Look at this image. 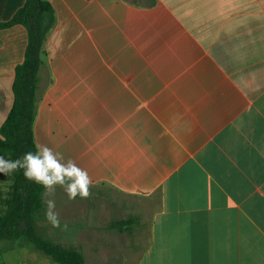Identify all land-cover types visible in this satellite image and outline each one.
<instances>
[{
    "label": "crops",
    "instance_id": "1",
    "mask_svg": "<svg viewBox=\"0 0 264 264\" xmlns=\"http://www.w3.org/2000/svg\"><path fill=\"white\" fill-rule=\"evenodd\" d=\"M48 1L36 144L145 202L136 264H264V0ZM26 43L0 31V126Z\"/></svg>",
    "mask_w": 264,
    "mask_h": 264
},
{
    "label": "trees",
    "instance_id": "2",
    "mask_svg": "<svg viewBox=\"0 0 264 264\" xmlns=\"http://www.w3.org/2000/svg\"><path fill=\"white\" fill-rule=\"evenodd\" d=\"M55 22L48 0H25L11 18L0 20V31L20 25L27 33L23 60L14 68L12 105L0 126V135L7 137V142L0 141V156L5 158L16 159L35 151L34 123L46 89L40 81L45 66L43 44ZM6 179L8 183L0 188V243L23 240L55 264H86L80 250L55 243L38 231V216L45 211L44 189L27 181L21 170L6 175Z\"/></svg>",
    "mask_w": 264,
    "mask_h": 264
},
{
    "label": "rangeland",
    "instance_id": "3",
    "mask_svg": "<svg viewBox=\"0 0 264 264\" xmlns=\"http://www.w3.org/2000/svg\"><path fill=\"white\" fill-rule=\"evenodd\" d=\"M5 178L0 173V188L8 183ZM91 193L86 200L68 201L57 188L55 199L60 226L52 227L43 211L36 223L38 231L55 243L80 250L86 264H136L148 240L147 225H141L139 216L145 223L149 212L145 202L120 196L99 185L93 186ZM22 241L7 253L8 264H50L46 257ZM9 244L1 242L0 253Z\"/></svg>",
    "mask_w": 264,
    "mask_h": 264
},
{
    "label": "clouds",
    "instance_id": "4",
    "mask_svg": "<svg viewBox=\"0 0 264 264\" xmlns=\"http://www.w3.org/2000/svg\"><path fill=\"white\" fill-rule=\"evenodd\" d=\"M0 141L7 137L0 135ZM35 151H28L16 159L0 156V173L10 175L21 170L24 178L44 189V216L52 227L60 226V213L57 211L55 194L60 188L68 201L88 199L94 186L88 171L80 167L72 158L55 151L47 144L37 143Z\"/></svg>",
    "mask_w": 264,
    "mask_h": 264
}]
</instances>
